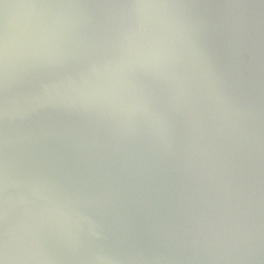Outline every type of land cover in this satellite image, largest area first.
<instances>
[{
    "label": "water",
    "instance_id": "95a60500",
    "mask_svg": "<svg viewBox=\"0 0 264 264\" xmlns=\"http://www.w3.org/2000/svg\"><path fill=\"white\" fill-rule=\"evenodd\" d=\"M3 264H264V0H0Z\"/></svg>",
    "mask_w": 264,
    "mask_h": 264
},
{
    "label": "snow or ice",
    "instance_id": "6c2138e0",
    "mask_svg": "<svg viewBox=\"0 0 264 264\" xmlns=\"http://www.w3.org/2000/svg\"><path fill=\"white\" fill-rule=\"evenodd\" d=\"M0 264H3V261L2 260H0Z\"/></svg>",
    "mask_w": 264,
    "mask_h": 264
}]
</instances>
